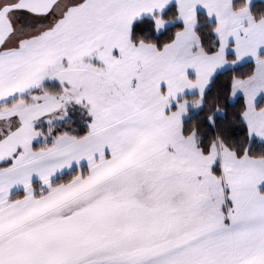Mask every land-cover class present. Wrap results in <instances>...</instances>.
I'll list each match as a JSON object with an SVG mask.
<instances>
[{
  "label": "snow or ice",
  "instance_id": "snow-or-ice-1",
  "mask_svg": "<svg viewBox=\"0 0 264 264\" xmlns=\"http://www.w3.org/2000/svg\"><path fill=\"white\" fill-rule=\"evenodd\" d=\"M0 264H264V0H0Z\"/></svg>",
  "mask_w": 264,
  "mask_h": 264
}]
</instances>
